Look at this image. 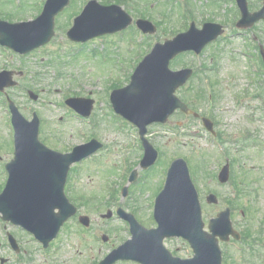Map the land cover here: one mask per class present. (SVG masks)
Returning <instances> with one entry per match:
<instances>
[{
    "label": "rangeland",
    "instance_id": "obj_1",
    "mask_svg": "<svg viewBox=\"0 0 264 264\" xmlns=\"http://www.w3.org/2000/svg\"><path fill=\"white\" fill-rule=\"evenodd\" d=\"M87 1L74 0L73 3L77 4L78 8ZM99 1L105 3L109 0ZM120 1L125 0H116V3ZM133 1L135 3L126 1L128 6H124L134 18L142 16L158 25V31L152 35L144 34L141 43L140 29L133 23L121 33H116L105 40H103L104 37L97 39L96 43H89L86 48H81L66 37V30L70 23L69 17L72 15L68 10L56 18L54 39L42 47L38 53L20 59L16 54H9L0 48V68L5 67L19 72L25 70L26 76L23 79L26 85L35 88L36 82L40 81L39 88L45 89L42 93L41 105L31 102L26 95L21 93L16 95L25 115L29 116L31 108H38L43 114L42 138L44 141L52 147L63 150L66 147L69 148L70 145L85 142L93 136L107 143V147L97 154L96 159L88 160L76 169L80 175H77L75 171L76 175H73L70 184L72 196L81 205V210L89 213L92 218V230L101 227L100 229H107L113 233H115L113 226H119V229L120 227L122 229L124 223L113 219L105 224L98 210L103 212L108 207L112 208L113 200L108 202L109 200L105 197L112 191L107 192V186L112 184V187H115L117 183H127L128 180H124L122 176L120 180V173L124 172V164L127 161L131 168L139 164L140 149L138 150L133 143L137 137L136 129L134 131L128 126L120 127L111 118L112 114L107 110L111 91L108 85L111 86V80H118V78L126 83L124 75L134 70L138 61L143 57L142 55L151 50L155 41H164L187 28L190 18L182 15V10L180 11V5L183 2L193 12L189 11L191 19L196 20L207 12L222 17V13H219L217 9H219L218 5H221L220 1L223 0H190V4L188 0ZM17 2H20L23 7H16ZM36 3L37 0H0V12L4 16H11V19L8 18L11 21L31 19L37 12ZM257 27L264 29L261 22ZM98 42H105L106 46ZM221 43H225L221 48L209 47L205 56L208 65L212 58H216L214 66L218 69L213 74L194 77L188 85L178 91V94L195 110L201 111L204 115L207 112L212 113V120L219 129L218 136L224 143L226 153L218 148L201 122L193 117L176 114L166 126L159 124L150 126L149 137L159 148L160 158L155 168L149 173L138 168L139 178L142 181L134 192L130 191L124 198L126 203L124 206L127 210H134L144 225H154L155 222L151 217L153 210L149 204L154 201L153 197L162 188L167 167L170 166L172 160L184 157L190 164L191 174L203 205L206 223L219 211L231 206L236 229L244 233L250 228L255 232V237L252 236L248 240L252 246L251 250L246 248V251H238L228 244L222 245L226 263L234 264L235 260L238 264H259L260 256L253 255L252 252L264 256V247L259 245V242L264 240V228L258 231L264 226V112L254 113V108L250 110L246 105H260V100L253 97L256 92L264 94V84L261 86L258 79L259 74L253 73L251 59L239 56L234 60V55L231 54L234 49L238 52L241 48L247 49L243 38H233L230 41L225 39ZM94 48L98 50L96 54L92 52ZM102 48H104L103 52H101ZM236 60L239 61L234 62ZM122 63H124L123 66L119 65ZM196 63L198 59L191 53L176 57L171 66L177 68L191 64L197 65ZM33 77L36 79L34 80ZM206 79H210L214 84V91L217 93L215 104L207 99L206 87L204 88ZM20 87H23V83ZM90 90L93 91L94 97L95 92L97 93V102L104 104L98 108L95 103L94 109H97V113L95 112L94 117L92 116L93 123H87L71 116L67 112L68 108L64 101L70 93L87 95ZM102 108L104 111L107 110L105 112L107 116H104ZM5 110L4 100L0 99V149L3 162L11 158L7 125L9 113ZM63 116H65L64 121L59 122ZM7 142L9 146H4ZM125 157L126 162H124ZM228 161L232 166L231 179L227 183H222L219 181L218 174ZM4 180L3 176L0 183L3 184ZM2 188L0 187V190ZM131 188L135 189V186ZM113 190V197L121 199L122 194L117 193V188ZM210 192L218 196L216 204L207 202L206 197ZM92 230L84 231L82 227L76 225L75 221L65 227L61 235V243L64 245L60 252L61 264H81L87 259L84 253L87 242L83 237L84 235L92 236ZM120 235L128 237L129 233L122 229ZM22 236L29 239V236L23 233ZM248 236L250 235H244V237ZM4 238L5 234L0 230V257L10 258L9 252L2 247L5 246ZM116 240L114 238L112 242L118 243ZM112 242H108V245ZM165 243L176 255L189 257L193 254L189 243L184 239H166ZM92 245L97 246L94 239L90 243V246ZM105 250L106 248H102V252ZM0 264L6 263L0 261Z\"/></svg>",
    "mask_w": 264,
    "mask_h": 264
},
{
    "label": "water",
    "instance_id": "obj_2",
    "mask_svg": "<svg viewBox=\"0 0 264 264\" xmlns=\"http://www.w3.org/2000/svg\"><path fill=\"white\" fill-rule=\"evenodd\" d=\"M66 4L67 0H49L43 15L36 21L0 23V41L22 53L47 43L54 34L55 16ZM263 13L264 10L258 12L255 20L260 19ZM131 21L132 17L120 7H99L96 1H93L77 18L76 25L68 35L73 40L86 41L98 35L124 29ZM145 29L147 30V27ZM193 35L181 34L165 45H157L138 66L131 83L113 94L112 100L116 110L138 123L143 130L151 122L166 121L178 107L190 112L174 92L187 81L192 70L173 72L168 65L176 54L193 48L194 44L190 45ZM211 35L209 39L217 37V33ZM197 49L199 51L201 48ZM69 102L87 114L92 109V100L73 98ZM15 125L17 158L10 166L11 178L0 196V213H3L4 219H12L32 230H40L42 226L30 221L28 216L35 215L32 217V220H35L37 214L45 213V220H48L52 209L59 207L60 213L52 218L51 223L52 235H55L63 223L75 213V208L64 194L70 165L94 152L96 147L90 144L88 150L75 154H56L46 151V147L40 143L37 124L26 121L16 113ZM145 142L149 149L148 154L151 153L145 159L146 163L150 164L155 161L157 152ZM228 177L226 166L220 178L227 181ZM208 200L216 202L217 197L211 194ZM126 217L132 223L134 237L112 253L109 263L118 259H135L143 264H222L217 236L223 239L228 238L230 234L239 236L233 229L229 209L210 220V232L204 230L199 195L190 177L187 162L183 158L172 163L165 188L157 198L155 218L158 227L147 230L133 216L126 214ZM87 219L82 217L85 222ZM174 235L183 236L190 241L195 250L193 258L174 257L164 246V239Z\"/></svg>",
    "mask_w": 264,
    "mask_h": 264
},
{
    "label": "flooded vegetation",
    "instance_id": "obj_3",
    "mask_svg": "<svg viewBox=\"0 0 264 264\" xmlns=\"http://www.w3.org/2000/svg\"><path fill=\"white\" fill-rule=\"evenodd\" d=\"M256 2L258 4L257 6H256ZM261 3H262V0H248L249 8L251 11L259 9L261 7ZM226 5H227V3L224 1V6H226ZM229 6L230 7H224L222 9V12H219V10L217 9L219 13H222L221 14L222 17H219L217 14L216 15L212 14L211 17H209L207 15V17H208L207 21L222 23L224 25L225 29L227 27L226 26L227 23H225V22L226 21H232L234 23V28H236L234 33H233V31L231 32L232 36H237L239 34L238 32H243L245 36H248L250 38V37H252V33H253L254 34V36H253L254 41H252V45H258L259 47L263 48L264 29L263 28L259 29L257 27V25L260 22L264 25V19L256 22L254 25H251L250 27L239 29L237 27V22L241 17V12L237 6L236 0H230ZM204 23H205V21L202 22L201 26ZM250 40H252V39L250 38ZM222 41H223V39H222ZM247 41H248V39H245V43ZM202 68H203V66H202ZM209 69L213 70V68L212 69L208 68V69H206V71H208ZM260 71H261V69H260ZM206 73L207 72H202V75H204ZM260 75H262L264 77L262 72L260 73ZM260 98H262V100H264V94H261ZM9 152H11L10 149H9ZM86 229H88V228H84V231H88L91 228L88 230H86ZM119 230H120L119 228H115L114 229L115 233H112L111 231H108L107 229H105V230L101 229L100 235L102 236V234H110L111 233L112 235L119 237V235L117 234ZM7 231H11V232L13 231L14 232V234L18 240V243H19V249L18 250L20 252V255L18 258H14V256H13L14 250L12 249L11 245L9 243H7L9 245V248L11 251V258H8V257L5 258V260H3V261H5V263H7V264H61L60 263V260H61V255H60L61 241L60 240L62 238L60 235H58L56 238H54L50 242L49 246L47 248H45L44 244L39 242L36 238H34V236L30 232L23 230L20 227L13 226L12 224L9 223ZM22 233L26 236H29V239H25L22 236ZM83 239H84V241L87 242V245L84 248V253H85V256L87 259L84 262H81V264H89V258H88V254L86 253V249L88 247H91L90 243H91L92 239H94L95 242H97V240L93 236V232H92V236L84 235ZM79 251L80 250H78V252ZM82 251L83 250H81V253H83ZM102 253H103L102 249L99 248L98 246H96L95 247V253L92 256L96 260L97 256L102 254ZM72 259H73V256L71 257V261H72ZM80 260L81 259L79 257V261ZM233 263L236 264L237 262L234 261ZM93 264H96V263H93Z\"/></svg>",
    "mask_w": 264,
    "mask_h": 264
}]
</instances>
